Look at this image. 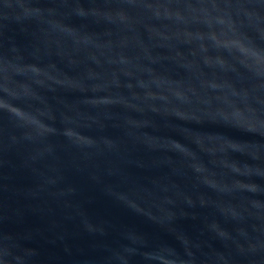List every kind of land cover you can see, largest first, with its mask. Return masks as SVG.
Returning <instances> with one entry per match:
<instances>
[{
  "label": "water",
  "instance_id": "obj_1",
  "mask_svg": "<svg viewBox=\"0 0 264 264\" xmlns=\"http://www.w3.org/2000/svg\"><path fill=\"white\" fill-rule=\"evenodd\" d=\"M0 264H264V0H0Z\"/></svg>",
  "mask_w": 264,
  "mask_h": 264
}]
</instances>
